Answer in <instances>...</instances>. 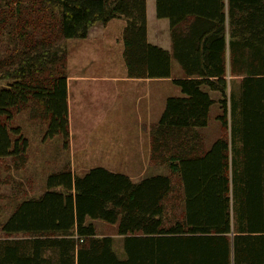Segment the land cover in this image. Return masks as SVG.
<instances>
[{
	"label": "trees",
	"instance_id": "trees-1",
	"mask_svg": "<svg viewBox=\"0 0 264 264\" xmlns=\"http://www.w3.org/2000/svg\"><path fill=\"white\" fill-rule=\"evenodd\" d=\"M145 1L0 0V36L13 31L0 54V79L11 80L0 89V158L25 153L27 138L9 124L29 103L47 122L44 139L61 135L68 147L62 41L98 22L126 20L128 77L170 78L172 57L183 71L172 79L182 95L166 99L149 135V160L167 174L48 175L43 194L1 225L0 264H264V0H156L171 53L148 43ZM215 105L229 136L205 145L197 131ZM95 220L114 225L123 256Z\"/></svg>",
	"mask_w": 264,
	"mask_h": 264
},
{
	"label": "rangeland",
	"instance_id": "rangeland-1",
	"mask_svg": "<svg viewBox=\"0 0 264 264\" xmlns=\"http://www.w3.org/2000/svg\"><path fill=\"white\" fill-rule=\"evenodd\" d=\"M24 5L32 6L28 1ZM37 7L40 8V4L36 5ZM35 11L39 12L37 9ZM8 30H11V26L7 27L0 36V54L12 47ZM80 40L82 39L71 38L62 41L66 49V73L73 74L78 66L83 65L81 73L87 74L91 70L101 74L103 59L99 58L91 62V59H81L78 56L85 50L91 57L92 49L93 51L95 49L94 43L88 42L89 45L82 47ZM70 59L72 63L76 60L77 67H71ZM173 65L174 70L181 72L182 69L177 61H173ZM68 66L74 70L71 68L68 70ZM112 71L114 74L120 73L116 62ZM9 81L11 80L0 79V89L5 87ZM234 82L233 90H236L238 83L237 80ZM96 86L107 88L104 97L99 93L100 98H95L90 91L85 90V84H79L78 92L73 93L69 98L68 147L65 146V140L61 135L44 139L47 122L36 115L37 107H34L32 103L14 111L9 125L20 128L23 136L28 140V146L22 157L0 158V227L21 201L38 198L43 194L48 175L63 169L69 168L75 175L83 176L90 168L103 167L112 172L123 173L134 182L152 175L166 173L165 167L148 160L146 152L148 147L140 146L142 137L147 132L144 130L145 127L134 128V117L139 112L137 109L134 112L130 100L131 94L126 95L120 83L99 81ZM155 89L158 90L155 91ZM160 95L163 97L165 95L181 96L182 92L172 80L165 84L154 85L150 99L152 114L145 116L154 123L164 109L162 107V111L157 116L153 113ZM141 97L142 99L148 98L147 96ZM159 109L157 107V110ZM216 109L217 105L210 110L207 127L202 131H197L205 145L212 142L216 136H229L228 130L221 128L215 119ZM136 147L139 148L136 149ZM139 152L142 153L143 161L140 156H137ZM94 224L99 236L111 235L116 253L123 256L122 240L116 234L114 225L101 220H95ZM2 237L5 235L0 230V238ZM21 237H23L21 234L11 236V238Z\"/></svg>",
	"mask_w": 264,
	"mask_h": 264
},
{
	"label": "crops",
	"instance_id": "crops-1",
	"mask_svg": "<svg viewBox=\"0 0 264 264\" xmlns=\"http://www.w3.org/2000/svg\"><path fill=\"white\" fill-rule=\"evenodd\" d=\"M146 38L148 43L161 47L164 50H167L169 53L172 51V42L170 36V28H169V20L166 17L158 18L156 16V0H146ZM126 25V20L122 17L113 18L106 23L98 22L94 24L88 31V34L85 38H77L82 39L80 41L82 47L85 45H89L88 42H93L95 45V49L91 52V57L88 52L83 50L79 53L78 56L80 58L91 59V62H95L97 59H103V71L101 74H98L94 71L89 70L87 74L81 73L83 72V65L78 66V68L74 71L73 74H67V106H69V98L73 93H77L78 85L85 84V90L91 92V94L97 98L99 97V93L102 94V97L106 95L107 88L105 86L99 88L96 86V83L99 81L107 82H115L120 83L123 87V92L130 95V100L132 102V107H134V112L137 109V115L134 117V128H143L146 129L142 140L141 145L147 146V156L148 160L150 158L149 152V131L151 126L154 124V121L148 119V117L152 114V104L150 102L152 96V89L154 85L158 83H167L174 78L183 77V71L174 70L173 61H176L173 57L171 58V77L170 78H130L127 76V69L124 62L123 57V41L122 34L123 29ZM115 62L119 66L120 73L114 74L112 68L115 66ZM71 67H77L76 60L72 63L70 59ZM68 66V70L71 68ZM82 68V70H81ZM74 70L73 68H71ZM73 91H72V90ZM158 89H155V91ZM165 90V89H164ZM213 96L217 95L216 93L212 94ZM141 96H147L148 98L142 99ZM164 97H166L164 99ZM159 96L157 104L154 106V115H158L162 109L165 107L166 99L169 97ZM100 98V97H99ZM135 98V99H134ZM137 99V100H136ZM163 103V105H162ZM136 104V106H135ZM157 107L160 108L157 110ZM163 107V108H162ZM213 108V106H212ZM69 115V110H68ZM158 121V120H157ZM156 121V122H157ZM155 122V123H156ZM208 143L207 145H210ZM139 147H136L138 149ZM137 156L141 157L143 161L142 153H137ZM165 167V166H163ZM164 174H167L164 173Z\"/></svg>",
	"mask_w": 264,
	"mask_h": 264
}]
</instances>
